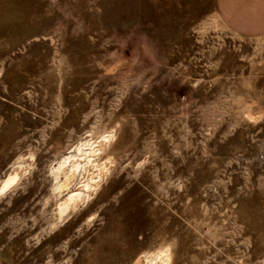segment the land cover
<instances>
[{"label":"rangeland","instance_id":"1","mask_svg":"<svg viewBox=\"0 0 264 264\" xmlns=\"http://www.w3.org/2000/svg\"><path fill=\"white\" fill-rule=\"evenodd\" d=\"M0 264H264V37L216 0H0Z\"/></svg>","mask_w":264,"mask_h":264},{"label":"crops","instance_id":"2","mask_svg":"<svg viewBox=\"0 0 264 264\" xmlns=\"http://www.w3.org/2000/svg\"><path fill=\"white\" fill-rule=\"evenodd\" d=\"M220 16L234 31L264 37V0H216Z\"/></svg>","mask_w":264,"mask_h":264},{"label":"bare ground","instance_id":"3","mask_svg":"<svg viewBox=\"0 0 264 264\" xmlns=\"http://www.w3.org/2000/svg\"><path fill=\"white\" fill-rule=\"evenodd\" d=\"M73 156H75L76 157V155L74 154V153H72V154H70L69 156H68V158L70 159L71 157H73ZM87 157H91V156H87ZM82 158V157H81ZM86 158V157H85ZM89 160V162H90V159H88ZM67 161L68 160H66V161H64L58 168H56V170L54 171L55 172V175H56V177H57V179H59L60 180V174L61 173H63L64 172V170H65V168H66V164H67ZM70 163H71V170L72 171H70V172H68V173H66L67 174V176H68V178H66L65 177V180L61 183V185L59 184V185H57L56 186V188H55V191H58V192H60L61 191V189L62 188H65V187H70L71 185H73L72 183H73V180L75 179V177H77V178H80V177H78L79 175H80V173H81V171L84 169L85 170V168H86V166H88L87 165V163H86V161L84 160V159H82V160H77V161H73V160H70L69 161ZM69 166V167H70ZM85 173V172H84ZM83 174V173H82ZM15 179V177H13V178H10L9 179V181H8V184L10 183V182H12L13 180ZM87 183V182H86ZM92 183H93V181H92ZM58 184V183H57ZM91 185L90 184H86V188L85 189H82V190H79V191H76V192H72L71 193V196H70V200L67 202V204L65 205V206H62L61 208H59L60 209V212L61 213H64V212H66L70 207H72L78 200H80L81 199V197L82 196H84L85 195V192L89 189V187H90ZM93 186H96L95 184L93 185ZM91 188V187H90ZM94 188V187H93ZM88 192H89V190H88Z\"/></svg>","mask_w":264,"mask_h":264}]
</instances>
